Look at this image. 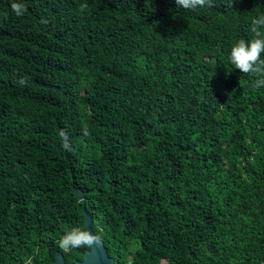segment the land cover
Segmentation results:
<instances>
[{
	"label": "trees",
	"instance_id": "trees-1",
	"mask_svg": "<svg viewBox=\"0 0 264 264\" xmlns=\"http://www.w3.org/2000/svg\"><path fill=\"white\" fill-rule=\"evenodd\" d=\"M262 13L0 0V264L83 261L85 211L114 264H264V87L229 60Z\"/></svg>",
	"mask_w": 264,
	"mask_h": 264
},
{
	"label": "clouds",
	"instance_id": "clouds-1",
	"mask_svg": "<svg viewBox=\"0 0 264 264\" xmlns=\"http://www.w3.org/2000/svg\"><path fill=\"white\" fill-rule=\"evenodd\" d=\"M178 7L183 9L194 10L196 8H204L205 6L213 7V0H175ZM233 3V0H231ZM11 10L17 17L22 16L26 11L24 3H12ZM264 13L251 21L250 31L253 34L250 40L241 38L231 48L229 60L231 65L238 69L242 74H253L257 76L256 88L264 87ZM84 136L89 134L87 128L83 130ZM63 140V147L71 150L68 142V136L61 130L59 133ZM80 203H86V200L81 198ZM59 249L64 252L72 250L84 249L88 252L94 251L95 248L103 243L102 235L96 234L91 230L79 227H73L66 230L65 234L57 242ZM87 257L85 256V264ZM26 264H31V257L27 258Z\"/></svg>",
	"mask_w": 264,
	"mask_h": 264
},
{
	"label": "water",
	"instance_id": "water-1",
	"mask_svg": "<svg viewBox=\"0 0 264 264\" xmlns=\"http://www.w3.org/2000/svg\"><path fill=\"white\" fill-rule=\"evenodd\" d=\"M73 193L79 201L81 200V198L84 199V195L80 190L74 189ZM85 206L86 203H83V207H82L83 211H85ZM85 227L88 230L94 232L92 228V217L86 211H85ZM83 256H84L83 261H77L73 264H85V256L87 257L86 264H114V259L109 257L107 251L105 250L104 242L101 245L97 246L94 251L91 252L86 251L83 254ZM54 259H55V264H68L65 261V257L61 252H56L54 255Z\"/></svg>",
	"mask_w": 264,
	"mask_h": 264
},
{
	"label": "rangeland",
	"instance_id": "rangeland-1",
	"mask_svg": "<svg viewBox=\"0 0 264 264\" xmlns=\"http://www.w3.org/2000/svg\"><path fill=\"white\" fill-rule=\"evenodd\" d=\"M161 264H166V262L162 261Z\"/></svg>",
	"mask_w": 264,
	"mask_h": 264
}]
</instances>
